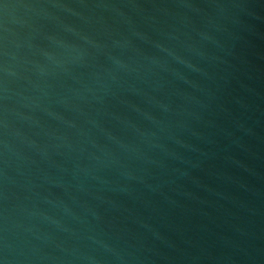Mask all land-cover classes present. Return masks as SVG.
<instances>
[{
    "label": "water",
    "instance_id": "water-1",
    "mask_svg": "<svg viewBox=\"0 0 264 264\" xmlns=\"http://www.w3.org/2000/svg\"><path fill=\"white\" fill-rule=\"evenodd\" d=\"M0 264H264V0H0Z\"/></svg>",
    "mask_w": 264,
    "mask_h": 264
}]
</instances>
